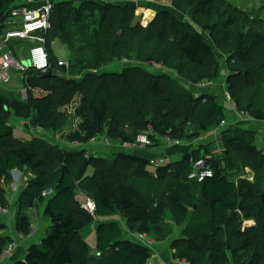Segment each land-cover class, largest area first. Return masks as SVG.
<instances>
[{
	"label": "trees",
	"instance_id": "1",
	"mask_svg": "<svg viewBox=\"0 0 264 264\" xmlns=\"http://www.w3.org/2000/svg\"><path fill=\"white\" fill-rule=\"evenodd\" d=\"M16 1L0 0V36ZM135 1L142 0L57 1L44 33L52 75L28 68L21 79L28 87L26 100L0 88V207L8 209L12 171L27 167L34 178L18 199L17 230L31 233L24 211L43 202L52 223L42 243L17 264H148L152 249L126 238L113 219L118 216L131 233L155 242L172 235L171 221L187 223L183 238L172 244L174 258L185 264H264V150L256 146L255 132L225 123L226 167L209 150L192 151L175 163L154 164L155 174L146 170L147 184L136 175L152 167L147 158L120 153L112 160L15 136L11 111L30 120L28 127L54 131L61 106L79 96L75 114L82 122L67 132L72 143L88 144L103 130L126 143L147 133L148 148L157 146L159 137L198 139L220 128L227 108L211 92L195 97L177 77L154 75L145 65L171 69L193 85L207 84L220 75L216 49L227 54L226 90L236 110L264 120V0L252 10L231 0H171V8L159 9L145 26L134 21ZM57 41L71 53L67 70L59 66ZM115 63L119 70H107ZM207 155L214 176L189 180L194 162ZM245 167L255 171L253 180L235 176ZM49 188L54 193L43 196ZM87 197L96 203V218L83 207ZM97 218L94 253L80 232ZM246 220L255 223L245 225ZM5 229L0 221V233ZM9 243L10 237H0V257Z\"/></svg>",
	"mask_w": 264,
	"mask_h": 264
},
{
	"label": "crops",
	"instance_id": "2",
	"mask_svg": "<svg viewBox=\"0 0 264 264\" xmlns=\"http://www.w3.org/2000/svg\"><path fill=\"white\" fill-rule=\"evenodd\" d=\"M44 1L45 0H18L16 2H14V4L12 5V10H11L10 16H12L13 11L16 9H20V8L23 9L27 5H38ZM165 8H169V6L167 5V6H165ZM8 19L6 22H4L6 25H9ZM5 30H7V28H5ZM13 43H21V40H15V41H13ZM65 62H67V61H65ZM9 75H10V73H9ZM10 77H11L10 79L12 80L13 78L11 75H10ZM6 84L7 83H3V81H0V88L7 89ZM203 89H206L208 91H213L212 88H210L207 85L203 86ZM217 89H219V88H217ZM224 97L227 99V101L229 102V106H230V112L227 111V109H226V119L228 122L227 125H230V126L233 125L235 127H239L240 129L255 132L256 133V146L259 147L261 150H264V120H257V119L252 118L248 114L239 113L236 110L235 103L231 99V97L228 96L227 93H225ZM74 127L76 128V125ZM223 128L224 127L220 126V128L218 130L216 129V130H213V131L206 133L205 135H211L214 140H211L204 145H200V147L195 146L193 144V142L203 138L205 135L199 137L198 139L188 141L190 143L180 142L178 144L171 143V142L169 143L164 137H162V139L164 141H162L161 138L158 139L157 147H154V148L133 147V146L128 145L129 143L119 142L118 140L113 139L114 142H112L111 145H108L106 147V149H111L113 151H117L118 153L115 154V156L120 154V153H129V154L139 156L142 158H147L151 161L163 159L164 164L175 163V162L181 160L182 157L189 152L197 151V150H201V152H205V151L209 150V148L211 150L215 149V152L213 155L215 157H218V155H221L224 151V147H223L222 142H221V136H222L221 133H222ZM30 129L32 130L31 127H29V130H27L25 127L24 133L26 132L27 134L28 133L30 134V131H31ZM35 129H37V128H35ZM67 132H68V130H66V135H65L66 138H67ZM29 137H19V138L29 140V139H31ZM111 140H112V138H111ZM167 143H169V144H167ZM73 145L81 146V149L87 150V155L94 156V155H90L88 153V149L86 148L87 145L84 146L83 144H80L78 142H73ZM218 148H219V150H218ZM222 158L223 157H220L221 165H222V167H226L225 161L222 160ZM246 168L250 169L249 167H245V169ZM26 169H30V168L26 167ZM242 170H243V168H242ZM15 171H18L19 175H18L16 182L12 185V189L7 194V198H8V202H9L8 210L6 212L0 213V221L5 223V225H6L5 231L0 233V237H10L12 239V243H15L16 245L13 249V252L10 255L0 257V264H17L18 261L24 260L29 249L32 246L40 245L42 243L43 239L46 237V235H47V233H48V231L52 225L50 219H48L45 216L46 203L43 202V203H39L35 208L25 209V211H24V215L29 219L30 223L33 225L31 233L29 235H23L22 233H20L17 230V227H16L17 226L16 211H17V205H18V197L27 188L23 184L21 179H24V177H26L28 173L26 171H24V173H22L23 178H21V172L19 171V169H16L12 172H15ZM226 172H230V171H226ZM235 176H237V178L243 177L241 173L236 174ZM235 176H232V178L237 179ZM248 179L253 180L252 176ZM27 186H28V184H27ZM7 190H8V188H7ZM77 193H78L79 198L85 197L84 194L80 193L79 191H77ZM89 199H91V197H87L85 203L83 204V207ZM113 219L119 221L121 224L122 223L126 224V220H124L121 216L114 217ZM107 221H109V220H107ZM249 221H251V222H247V220H246L245 225H252L255 223L253 220H249ZM99 222H100V218L94 219V222L92 224H90L87 227H85L84 229H82L80 234H81V237L85 241H87V238L91 237L95 233L96 242H97L96 231H97V225L99 224ZM170 224L173 227L172 235L167 240H165L163 242H155L152 239L146 237L145 235L133 234L129 231L128 228H126V227H123V228L125 230V237L126 238H130L134 241L142 243V244H144V245H146L152 249V256L148 260V264H185L184 262H181V261L174 258L175 250L173 249L172 244L175 240H177L179 238H183V236H184L183 232L187 227V223L176 224V222L171 221ZM177 227H180V230H178L176 233ZM9 244H8V246H9ZM91 248L93 250L92 252L97 253L96 244H95V246H91Z\"/></svg>",
	"mask_w": 264,
	"mask_h": 264
},
{
	"label": "rangeland",
	"instance_id": "3",
	"mask_svg": "<svg viewBox=\"0 0 264 264\" xmlns=\"http://www.w3.org/2000/svg\"><path fill=\"white\" fill-rule=\"evenodd\" d=\"M74 1L76 3H80L82 0H74ZM231 1L235 4H237V6H239V8L241 10L242 9L243 10H246V9L252 10L253 7L259 8V6H260L259 0H231ZM132 4H134L136 7V13H135L136 18L134 20L135 23L142 22L144 24V26L148 25L149 21L156 15V13L159 9H165V6H167V5L171 8V0H158V1L157 0H151V1L150 0H142V1H135L134 3L132 2ZM178 15L180 17L183 16V14H181V13H178ZM261 16L264 18V12L261 14ZM9 21H12L11 16L9 17L8 22ZM5 27L8 28L9 25H7ZM5 33H6V30L4 31V33L1 36H4ZM203 35L205 37H208L207 33H204ZM33 44L34 43H32L30 41H24L21 43L11 42L10 45L12 47H15L17 50V51L12 50L14 55H15V53H17L20 56L25 57L28 53V50L30 49V47H32ZM53 48H54V51H55L57 58L59 60V66L62 65L67 70L70 67L69 58L71 56V53L68 52L67 48L62 43H60L59 41L54 43ZM48 58H49L50 67H49L48 71L41 72V73L51 72L50 71L51 70L50 69L51 68V62H50L51 59L49 57V53H48ZM65 61H67V62H65ZM213 61H214V63L219 62L220 70H221L220 75L214 81L208 82L207 84L205 83V84H200V85H193V84L186 82L183 78L179 77L175 71H173L171 69L152 66V65H148V64L145 65V67L147 69H149L154 75L170 74L173 77H177L178 81L185 88H187L188 90L193 92L195 97H199L200 92H211L213 94L212 96H215L220 102H222L224 104V106L227 108V111L230 112L229 102L224 97L225 93H227V95L229 96L228 91L226 90V77H227V74L229 73V64H228V60H227V54H224L219 49H216L214 57H213ZM22 62L26 66L30 65V60L28 58L22 59ZM124 65L129 66L130 63L125 62ZM132 65H133V63H132ZM119 69H120V64H118V63H115L112 66H109L107 68V70H119ZM9 73L13 79L11 80L10 79L11 77L8 80H5V78H1L3 83H7L6 87L13 90V92H14L13 95L17 99L21 97L22 100H26L25 93L27 92L28 87H25L26 88L25 89L24 83H23V81H21L22 75L24 74V72L11 68V69H9ZM33 74H37V73L33 72ZM56 74H58L60 77H63V75H61V71H58ZM202 85L209 86L210 88H212L213 91H208L206 89H203ZM217 88H219V89H217ZM80 101H81L80 97L75 96L74 98H71V101L69 103H66V104L61 106V108L59 109L60 112H62L60 123H58V128L54 131H52L50 129H43L41 127H38L37 129H35V127H31L32 130L30 129L31 130L30 134L29 133L27 134L26 132L24 133L25 127L27 130H29V127L26 124L27 123L26 121L30 122V120H22L20 118H17L14 115V113H12V111H11L12 115L9 119V123L14 125L15 136H17V137H29L30 136L29 138H31V139H36V138H39L41 140L46 139L49 142H51L52 144L60 147L62 150L71 151V152L76 153L77 151L84 150V149H81V146L73 145V143H71L65 137V135H66V130H69L70 127H73L75 125L78 126L82 122V118L78 117L75 114V108L77 106H79ZM224 121L226 124L228 123L227 119H225ZM106 128H107V126H106ZM160 138L162 139V137H159L158 139H160ZM211 140H214L211 135H205L203 138L194 141L193 144L197 147H200V145H204ZM162 141H164V140L162 139ZM112 142H114V140L113 139L111 140V138L108 136L107 131L103 130L89 144H83V145L84 146L87 145L86 148L88 149V153L90 155L99 156V157L102 156V157L110 158L113 160L116 157L115 154H117L118 152L113 151L111 149H106V147L108 145H111ZM119 142H121V141H119ZM183 142L190 143L188 141H183ZM169 143H167V144H169ZM154 147H157V146H153L151 148H154ZM142 148H146V147H142ZM219 148H218V150H219ZM214 152H215V149L211 150L209 148L208 153L214 154ZM222 156H223V153L221 155H218V158H220ZM154 168H155V165L152 164V167L149 166L148 168L138 169L136 172V175H137V177L140 175L141 176L140 181L147 184L148 183V176H147L146 170L148 172L155 174ZM19 171L21 172V178H23L22 173H24V171H26L28 173L27 176L24 177V179H21L23 184L27 187V184L34 178V174L31 171V169H26V168L22 169L21 168V169H19ZM216 171H217V168H216ZM233 171H235V170H233ZM241 174L243 177L248 179L251 176L253 178L254 174H256V173L254 170H252V168H250V169L246 168V169L242 170ZM18 175H19L18 171L11 173V180H10L11 183L8 185V190L6 189L7 194L12 189V185L16 182ZM20 195H19L18 199L20 198ZM247 222H251V221L247 220ZM124 225L125 224L122 223L123 227H125ZM178 230H180V227L176 228V233ZM87 243L90 246H95V244H96L95 233L91 237L87 238Z\"/></svg>",
	"mask_w": 264,
	"mask_h": 264
},
{
	"label": "built area",
	"instance_id": "4",
	"mask_svg": "<svg viewBox=\"0 0 264 264\" xmlns=\"http://www.w3.org/2000/svg\"><path fill=\"white\" fill-rule=\"evenodd\" d=\"M57 1L59 0H45L38 5H29L23 9L20 8L13 11L11 16L12 21L8 22L9 27L6 30V33L4 36H0V81H2L1 78H5V80L10 78L9 69L11 68L22 72H26L30 67L40 72L48 71L50 63L44 33L51 27V13ZM15 40L30 41L34 43L25 57H18L13 54V47L10 44ZM24 58L30 60L29 66L23 64L22 59ZM242 114L246 113L242 112ZM224 125L225 121L222 122L221 126ZM165 139L171 143H180L179 141L171 140L169 138ZM150 144L151 139L148 134L142 133L137 136L135 142L129 143L128 145L133 147H147ZM211 158V155L198 158L188 174V179L191 181L202 182L207 178L213 177L214 171L209 161ZM163 161V159H158L152 160L151 162L156 166H159L164 164ZM53 193L54 190L49 188L46 189L42 195L48 197ZM84 208L93 217H96V203L94 199H89L84 205ZM7 210L8 209L0 207V211L2 212H6ZM15 245V243H12L7 246L2 256L10 255L13 252Z\"/></svg>",
	"mask_w": 264,
	"mask_h": 264
},
{
	"label": "water",
	"instance_id": "5",
	"mask_svg": "<svg viewBox=\"0 0 264 264\" xmlns=\"http://www.w3.org/2000/svg\"><path fill=\"white\" fill-rule=\"evenodd\" d=\"M48 75L49 76L52 75V72H49ZM78 79H80V77ZM262 198L264 199V194H263Z\"/></svg>",
	"mask_w": 264,
	"mask_h": 264
},
{
	"label": "bare ground",
	"instance_id": "6",
	"mask_svg": "<svg viewBox=\"0 0 264 264\" xmlns=\"http://www.w3.org/2000/svg\"><path fill=\"white\" fill-rule=\"evenodd\" d=\"M169 142V141H168ZM2 212V211H1Z\"/></svg>",
	"mask_w": 264,
	"mask_h": 264
}]
</instances>
